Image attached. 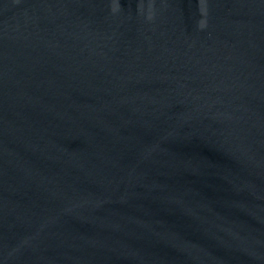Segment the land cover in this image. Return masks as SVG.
<instances>
[{
  "label": "water",
  "instance_id": "95a60500",
  "mask_svg": "<svg viewBox=\"0 0 264 264\" xmlns=\"http://www.w3.org/2000/svg\"><path fill=\"white\" fill-rule=\"evenodd\" d=\"M0 264H264V0H0Z\"/></svg>",
  "mask_w": 264,
  "mask_h": 264
}]
</instances>
